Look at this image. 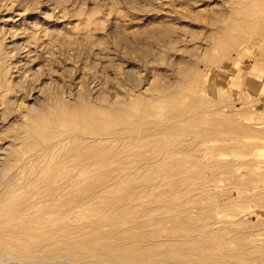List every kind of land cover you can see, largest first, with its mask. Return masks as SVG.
<instances>
[{"label":"rangeland","instance_id":"1","mask_svg":"<svg viewBox=\"0 0 264 264\" xmlns=\"http://www.w3.org/2000/svg\"><path fill=\"white\" fill-rule=\"evenodd\" d=\"M263 1L0 0V142L18 152L0 170V264H264ZM242 6L251 28L222 53L221 30ZM185 61L192 69L173 86L190 97L182 121H149L130 136L100 140L66 137L72 122L58 126L66 138L52 146L8 144L27 134L22 104L46 109L35 85L52 82L64 98L94 103L119 80L141 91Z\"/></svg>","mask_w":264,"mask_h":264},{"label":"bare ground","instance_id":"2","mask_svg":"<svg viewBox=\"0 0 264 264\" xmlns=\"http://www.w3.org/2000/svg\"><path fill=\"white\" fill-rule=\"evenodd\" d=\"M259 1V0H258ZM264 2V1H263ZM259 3V2H258ZM249 4V3H248ZM248 6V5H246ZM246 6H242L243 8H245V10L241 9L240 11V14L241 15H237L232 24L224 29V30H221L222 31V41L225 40L221 46V50H222V53H226L227 51H229L232 47H234L236 44H238V42L240 41L241 39V36L243 35L242 32L243 30L245 29V31L243 33L246 32V28L247 26L249 25V27L251 28L250 26V22L248 24V21H252L253 19H251L250 17V20L248 19V15L247 14V11H248V8H246ZM251 7V6H250ZM253 7V6H252ZM251 11V10H250ZM263 11V10H262ZM250 13V12H248ZM252 13V11H251ZM250 13V14H251ZM253 14V13H252ZM253 17V16H252ZM224 18V17H223ZM222 18V19H223ZM227 18V17H225ZM230 18V17H229ZM228 20V18H227ZM255 20V19H254ZM253 22V21H252ZM251 22V23H252ZM255 23V21H254ZM255 25H257V22L255 23ZM260 22H259V26L260 27ZM252 27H254V24L252 25ZM258 27L255 26L256 29H258ZM233 28L236 29V31H233ZM247 29V30H251V29ZM255 28H252V29H255ZM259 30V29H258ZM219 31V30H218ZM156 33V32H155ZM163 39V38H162ZM19 49V48H17ZM162 49V48H161ZM219 49V50H220ZM166 50V49H165ZM218 50V51H219ZM19 52V51H18ZM5 54L7 52H4ZM144 53V52H143ZM215 56V54H213ZM5 56V55H4ZM11 58V57H10ZM17 58V57H16ZM19 62V61H18ZM166 70L167 75L166 76H158V77H155V80H152V81H148L149 82V87L146 86L145 88L146 89H143L140 91L139 88H142V86L138 87V90L134 91L132 88L129 89V88H125L124 86V82L121 83L119 80L120 77L122 76L123 73H125V70L123 72L121 71H117L116 72V79L117 82H118V86L114 87L115 88V92L114 94L110 97L109 95H107L105 92H98L97 95H95L94 97V103H87L86 101H84V99H77L76 101L72 102L70 99H66L63 97L62 93V88L59 86H56L54 85L52 82H44V83H41L40 86H36L35 87H38V90H40L41 92H43L45 95H46V98H47V105H46V109H44L43 111H41L40 113L38 112L39 110V106L36 105V104H22L23 105V110L21 111L22 112V115L25 119V122H26V126H27V134L26 135H21V136H18V134H15V136L11 135L10 136V140L8 144H12L11 142L12 141H15L16 139H19L21 140V142L24 143L25 146L27 147H32L34 145L35 142L37 143H43L45 146L48 145V146H52L54 143L58 142V141H61L63 139H65L66 137H70L72 138L73 135L75 134H82L84 137V139L86 137H89V138H92V139H104V138H108V137H111V138H121V137H126V135L130 136V134L132 135V133H134L135 131H137L138 127L142 126L143 124H146L148 123L149 121H154V122H158V123H170V122H176V121H182L183 119L187 118V116L190 114V111H192V106H187V108L185 109V103L187 102L188 98L190 97H184L183 95H188L186 94L185 92H177L176 91V87H173L175 86V78L176 77H179V78H183L184 76V73L187 71V70H190L192 69V64H190V62H176V64H171L169 66H167L166 68H164ZM3 72V71H2ZM1 72V73H2ZM197 71L194 72V75H196ZM28 75V74H27ZM127 76H129L128 74H126ZM22 76V75H21ZM172 78H168V77H171ZM37 77V76H36ZM165 77H167V79H165ZM174 77V78H173ZM195 77V76H194ZM4 78V77H2ZM51 79V77H50ZM108 79V78H107ZM198 79V77H197ZM196 79V80H197ZM0 80H1V77H0ZM55 80V79H54ZM106 80V78H105ZM104 80V81H105ZM196 80L195 78H193L191 84H190V88H196V85L197 83H199V81L196 83ZM53 81V80H52ZM108 81V80H107ZM31 82V81H30ZM106 82V81H105ZM147 82V83H148ZM34 83V82H33ZM38 83V82H36ZM144 84V83H143ZM117 85V84H116ZM112 86V85H111ZM121 86V87H120ZM12 87V86H11ZM64 87H66L64 85ZM7 88V87H6ZM13 88V87H12ZM26 88V87H25ZM34 88V87H33ZM75 88V87H74ZM123 88V89H121ZM66 91L69 89L65 88ZM113 89V88H112ZM62 91V92H61ZM70 91V90H69ZM68 91V92H69ZM72 91V89H71ZM108 92V91H107ZM67 94V92H65ZM109 93V92H108ZM30 94V93H29ZM66 94H64V96L66 97ZM110 94V93H109ZM79 97L83 98L82 95H78ZM68 98H70L68 95H67ZM73 99V97H72ZM75 99V98H74ZM102 100H107V103H102L100 104V102ZM92 101V100H91ZM35 102V101H34ZM21 114V113H20ZM75 124L77 130H74L73 128L75 127L73 125V123ZM67 123H72V125L74 126L73 128H69L67 131H66V134H68L66 137L64 138H61L60 136H63V134L65 133H62L59 135L58 131V126L60 125H65ZM65 127V126H64ZM64 129V128H63ZM139 132V131H137ZM143 132V131H142ZM135 135V134H134ZM133 135V136H134ZM9 136V134H8ZM143 136V135H142ZM29 137H35V140L34 141H28L27 139ZM82 137V136H81ZM138 136H136L137 138ZM83 138V137H82ZM88 139V138H86ZM91 139V141H93ZM134 139V138H133ZM132 139V141H133ZM137 140V139H136ZM153 140V139H152ZM11 141V142H10ZM106 141V140H105ZM111 141V140H110ZM130 141V140H129ZM16 142V141H15ZM85 144H87L85 141H83ZM88 142V141H87ZM97 142V140L95 141ZM5 141H2L0 142V170L1 169H9V168H12L13 165H14V162L12 159L14 158H17V153L12 150V148L9 146V145H5ZM62 143V142H61ZM101 143V142H100ZM16 144V143H14ZM89 144V143H88ZM91 144V143H90ZM94 145V143H92ZM102 145V144H101ZM87 146V145H86ZM89 146V145H88ZM178 148V146H175ZM212 147V146H211ZM80 148V146H79ZM78 148V149H79ZM82 148V147H81ZM177 148H174V149H177ZM208 148V147H207ZM118 150V149H117ZM74 152V151H73ZM78 152V151H77ZM81 152V151H80ZM115 152V151H114ZM183 152V151H182ZM190 152V151H189ZM101 153V152H100ZM174 153V152H173ZM76 154V153H74ZM79 154V153H78ZM91 154V153H90ZM111 154V153H110ZM178 154V153H177ZM192 154V153H191ZM73 156V155H72ZM101 158V157H100ZM17 160V159H16ZM100 160V159H99ZM84 162V161H83ZM88 162V161H87ZM17 164V163H16ZM159 164V163H158ZM125 173V172H124ZM129 178V177H128ZM137 178V177H136ZM30 179V178H29ZM126 180V179H125ZM30 181V180H29ZM1 182V181H0ZM30 183V182H29ZM25 185H27L25 183ZM203 186V185H202ZM21 187H24L23 185ZM141 187V186H140ZM19 189H17L18 191L21 189L19 186H18ZM28 188V186H27ZM26 187L23 189H27ZM136 189V188H135ZM16 190V191H17ZM22 190V191H23ZM21 191V192H22ZM132 191V190H131ZM134 191V190H133ZM24 192V191H23ZM22 192V193H23ZM29 192V191H28ZM19 193V192H18ZM18 193L16 195H18ZM30 193V192H29ZM28 193V194H29ZM133 193V192H132ZM27 194V195H28ZM13 195V193H12ZM15 195V196H16ZM27 195L24 197H27ZM31 195V193L29 194V196ZM34 195V194H33ZM13 197V196H12ZM16 198V197H15ZM18 198V197H17ZM28 198V197H27ZM124 198V197H123ZM192 198V197H191ZM208 198V197H207ZM29 199L28 200L25 198L23 200H26V202L28 201L29 202ZM125 199V198H124ZM22 200V202H23ZM135 200V199H134ZM13 201V200H12ZM17 199H15V201H13V206H14V203H18L16 202ZM121 201V200H120ZM125 201V200H124ZM123 201V202H124ZM127 202V201H126ZM205 202V201H204ZM7 203V202H6ZM38 203V201H37ZM125 203V202H124ZM153 203V202H152ZM5 204V203H4ZM4 204H0V207L1 205H4ZM20 204V203H19ZM24 204V202H23ZM28 204V203H27ZM32 204V203H31ZM36 204V203H35ZM205 204V203H204ZM10 205V204H8ZM17 205V204H15ZM22 205V204H21ZM20 205V206H21ZM34 206V204H32ZM134 205V204H133ZM11 206V205H10ZM19 206V205H18ZM17 206V207H18ZM18 207L19 209L22 207ZM30 206V204H29ZM32 206V207H33ZM122 206V205H121ZM204 206V205H203ZM5 208V206H3ZM3 207H1L3 209ZM16 207V206H14ZM30 206V208L27 206H25V208H29L31 209L32 208ZM37 207V206H36ZM11 208V207H9ZM24 208V206L22 207ZM35 208V207H34ZM39 208V207H38ZM44 208V207H43ZM158 208V207H157ZM7 209V208H6ZM5 209V210H6ZM14 208H12L13 210ZM41 209V208H39ZM39 209H35V212L36 210L39 211ZM10 210V209H9ZM123 210V209H121ZM163 210V209H162ZM7 211V210H6ZM15 212V209L13 210ZM12 211V212H13ZM37 211V212H38ZM44 211V209H43ZM43 211H42V214H43ZM102 211V210H100ZM127 211V210H126ZM11 212V211H10ZM11 212V213H12ZM13 212V213H14ZM22 212V211H21ZM31 212V211H30ZM29 212V213H30ZM34 212V210H33ZM46 211H44L45 213ZM143 213V212H142ZM17 214V212L15 213V215ZM21 214V213H20ZM19 214V215H20ZM23 214H24V211H23ZM33 214V213H32ZM30 214V215H32ZM46 214V213H45ZM103 214V213H101ZM100 214V215H101ZM127 214V213H126ZM174 214V213H173ZM176 214V213H175ZM25 215V214H24ZM29 215V216H30ZM37 215V214H36ZM36 215H33V217L36 219L35 222L37 221H40L39 218H36L35 216ZM44 215V214H43ZM129 215V214H127ZM135 215V214H134ZM179 215V214H178ZM10 216V214H9ZM14 216V214H13ZM13 216H12V219H13ZM22 217V215H20ZM19 216V217H20ZM11 217V216H10ZM32 217V218H33ZM38 217V216H37ZM45 217V218H44ZM41 216V220L44 221V219H46V215L45 216ZM129 217V216H128ZM15 218V217H14ZM24 218V217H23ZM22 218V219H23ZM26 218V217H25ZM44 218V219H42ZM171 218V217H170ZM19 219V218H18ZM60 219V218H59ZM172 219V218H171ZM24 220V219H23ZM32 219H30L31 221ZM57 219L55 218V221ZM110 220V219H109ZM27 221H29V219L27 218ZM26 221V222H27ZM29 221V223L26 225V222H25V225L27 228L29 227V225L31 224ZM40 221V223L42 222ZM54 221V220H53ZM52 221V222H53ZM54 221V222H55ZM33 223V220L31 221ZM181 223V222H180ZM39 224V223H38ZM38 224L35 223V226H38ZM135 224V223H134ZM137 224V223H136ZM135 224V225H136ZM19 225V223H18ZM43 225V224H42ZM116 225H117V222H116ZM20 226V225H19ZM23 226V221H22V225ZM23 226V227H24ZM40 226V225H39ZM137 226V225H136ZM174 226V225H173ZM183 226V225H182ZM44 227V226H43ZM46 227V226H45ZM139 227V226H138ZM170 227V226H169ZM196 227V226H195ZM31 228V229H30ZM30 228H29V231H33L34 227H31L30 225ZM33 228V229H32ZM37 228V227H36ZM40 228H42L40 226ZM173 228V227H171ZM174 228H178V227H175ZM18 229V227H17ZM16 229V231H17ZM43 231H45V228H42ZM126 229V228H125ZM19 230V229H18ZM21 230V229H20ZM37 230V229H36ZM36 230L33 231V236H34V233H38L39 230ZM99 230V229H98ZM129 230V229H128ZM126 230V231H128ZM133 230V229H132ZM175 230V229H174ZM24 231V230H23ZM40 231H42L40 229ZM196 231V230H195ZM22 233V231H20ZM26 232V231H25ZM129 232V231H128ZM180 232V230H179ZM19 233V231H18ZM24 233V232H23ZM22 233V238H24V236H26V234H23ZM118 234V233H117ZM159 234V233H158ZM29 235V233L27 234ZM113 235V234H112ZM173 235V234H172ZM135 237V236H133ZM141 237V236H140ZM19 238V237H17ZM16 238V240H17ZM119 238V237H117ZM121 238V237H120ZM7 239V238H6ZM20 239V240H21ZM25 239V238H24ZM43 239V238H42ZM137 239V238H135ZM134 239V240H135ZM140 240V238H138ZM137 239V241H139ZM198 239V238H197ZM14 239L13 242L16 241ZM130 240V239H127V241ZM180 240V239H179ZM182 240V239H181ZM4 241V240H3ZM10 241V239H9ZM18 241V240H17ZM45 241V240H44ZM126 241V240H124ZM136 241V240H135ZM189 241V240H188ZM7 242V241H6ZM36 242V241H35ZM123 242V240H122ZM131 242V241H130ZM129 242V243H130ZM195 242V241H194ZM202 242V241H201ZM8 243V242H7ZM10 243V242H9ZM29 243V242H28ZM75 243V242H74ZM189 243V242H188ZM192 243V242H191ZM37 244V243H36ZM46 244V243H45ZM44 244V245H45ZM124 244L126 245L127 243L124 242ZM6 245V244H5ZM12 245V244H11ZM35 245V244H34ZM40 245V244H38ZM108 245V243H107ZM122 245V244H121ZM120 245V246H121ZM123 245V247L125 246ZM129 245V244H128ZM191 245V244H190ZM193 245V244H192ZM10 246V245H9ZM131 246V244H130ZM138 246V245H137ZM194 246V245H193ZM46 247V246H45ZM102 247V246H101ZM98 248V249H101ZM115 247V245H114ZM128 247V246H127ZM144 247V246H143ZM146 247V246H145ZM182 247V246H181ZM192 248V246H190ZM200 247V246H199ZM41 248V247H40ZM108 248V247H107ZM113 248V247H112ZM111 248V249H112ZM126 248V247H125ZM177 248V247H176ZM188 249V247H186ZM198 248V247H197ZM42 249V248H41ZM84 249H86L84 247ZM97 249V248H96ZM108 248V250H111ZM142 249V248H141ZM154 249V248H153ZM179 249V248H178ZM182 249V248H181ZM194 249V248H193ZM43 250V249H42ZM58 250V249H57ZM113 250V249H112ZM146 250V249H145ZM175 250V249H174ZM38 251V250H37ZM45 251V250H44ZM64 251V250H63ZM90 251V250H89ZM103 251V250H101ZM137 251V250H136ZM46 252V251H45ZM58 252V251H57ZM76 252V251H74ZM81 252V251H80ZM88 252V251H86ZM106 252V251H105ZM130 252V251H129ZM183 251H180V253H182ZM185 252V251H184ZM184 252L182 254H184ZM189 252V250H188ZM208 252V251H206ZM68 253V252H66ZM73 253V252H71ZM77 253V252H76ZM101 253V252H100ZM104 253V251H103ZM110 253V252H109ZM108 253V255H109ZM114 255L115 252L113 251ZM119 253V252H117ZM123 253V252H122ZM121 253V255H122ZM179 253V251L177 252ZM177 253H174L175 255H177ZM186 253V252H185ZM190 253V252H189ZM188 253V254H189ZM191 253H194V252H191ZM205 253V252H204ZM203 252L202 254L205 255ZM47 254V253H46ZM50 254V253H49ZM54 254V252H53ZM64 254V253H63ZM86 254V253H85ZM94 254V253H93ZM107 254V253H106ZM124 254V253H123ZM144 254V253H143ZM153 254V253H152ZM211 254V252H210ZM29 255V254H28ZM60 255V254H58ZM65 255V254H64ZM68 254H66L67 256ZM101 255H103L101 253ZM145 255V254H144ZM143 255V256H144ZM156 255H162V254H156ZM186 255V254H185ZM199 255H201L199 253ZM208 255V254H206ZM75 256V255H74ZM80 256V255H78ZM88 256V254L86 255ZM113 256V254L111 255ZM110 256V257H111ZM117 256H120L119 254ZM142 256V257H143ZM147 256V255H146ZM145 256V257H146ZM172 256V255H171ZM181 255H179L180 257ZM197 256V255H196ZM211 256V255H210ZM208 256V257H210ZM37 257V256H36ZM39 257V256H38ZM37 257V258H38ZM50 259H51V256H49ZM54 258L55 255L53 256ZM76 257V256H75ZM90 257V256H89ZM97 257V256H96ZM96 257H93V258H96ZM99 257V256H98ZM97 257V258H98ZM103 257V256H102ZM125 257V255H124ZM178 257V256H177ZM182 257V256H181ZM188 257H190L188 255ZM194 257V256H193ZM192 257V258H193ZM207 257V256H206ZM206 257H203L201 258V256L197 257V258H201L203 259V261L205 260ZM34 258V257H33ZM53 258V260H54ZM62 258V257H61ZM60 258V259H61ZM65 258V257H64ZM68 258V257H67ZM81 258V257H80ZM79 258V259H80ZM114 258H117V257H114ZM144 258V257H143ZM142 258V259H143ZM184 258V257H182ZM187 259V257H185ZM12 259V258H11ZM10 259V261H11ZM21 259V258H20ZM23 259V257H22ZM26 259V258H24ZM32 259V258H31ZM35 259V258H34ZM47 259V258H46ZM45 259V260H46ZM66 259V258H65ZM140 259V258H139ZM138 259V260H139ZM148 259H151V258H148ZM190 259V258H188ZM188 259L186 261H188ZM194 259V258H193ZM18 260V259H17ZM29 260V259H28ZM33 260V259H32ZM37 260L39 259H36V263H37ZM42 259L40 258V261ZM44 260V258H43ZM42 260V261H43ZM52 260V259H51ZM52 260V261H53ZM57 261V258L55 259ZM59 260V258H58ZM68 260V259H67ZM96 260V259H94ZM102 260V259H101ZM118 260V258H117ZM147 260V259H145ZM154 260V259H153ZM161 259H159L160 261ZM164 260V259H162ZM18 261H21V260H18ZM40 262V263H45L44 261L43 262ZM50 261V260H49ZM56 261L52 262L51 264H54L56 263ZM60 261V260H59ZM97 261V260H96ZM100 261V260H99ZM103 261V260H102ZM111 261V259H110ZM114 261V260H113ZM119 261V260H118ZM122 261V260H121ZM133 261V260H132ZM137 261V260H136ZM144 261V260H143ZM158 261V262H159ZM172 261V260H171ZM182 261V260H181ZM207 261V259H206ZM13 262V261H12ZM23 262V261H22ZM31 262V261H30ZM35 262V261H34ZM34 262H31V263H34ZM62 262V261H61ZM60 262V263H61ZM66 262V261H65ZM78 262V261H77ZM90 262V261H89ZM88 262V263H89ZM101 262V261H100ZM109 262V261H107ZM112 262V261H111ZM124 262V261H123ZM129 262V260H128ZM138 262V261H137ZM147 262V261H146ZM162 262V261H161ZM169 262V261H168ZM190 262V261H189ZM188 262V263H189ZM192 262V260H191ZM199 262V261H198ZM16 263V262H15ZM20 263V262H19ZM25 263V262H24ZM48 263V262H47ZM59 263V262H58ZM59 263V264H60ZM92 263V262H91ZM122 263V262H121ZM133 263V262H132ZM149 263V262H148ZM165 263V261H164ZM171 263V262H169ZM168 263V264H169ZM187 263V262H186ZM185 263V264H186ZM46 264V263H45ZM63 264V263H62ZM78 264V263H77ZM110 264V263H109ZM113 264V263H112ZM124 264V263H123ZM128 264V263H127ZM144 264V263H143ZM159 264V263H157ZM166 264V263H165Z\"/></svg>","mask_w":264,"mask_h":264}]
</instances>
